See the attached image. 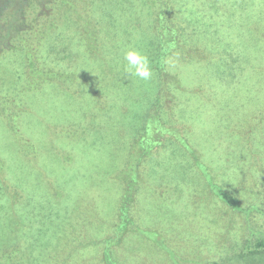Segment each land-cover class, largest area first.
Instances as JSON below:
<instances>
[{
    "label": "rangeland",
    "instance_id": "374dc122",
    "mask_svg": "<svg viewBox=\"0 0 264 264\" xmlns=\"http://www.w3.org/2000/svg\"><path fill=\"white\" fill-rule=\"evenodd\" d=\"M153 1L0 0V97L22 101L0 118V171L19 220L24 205L60 212L43 227L57 239L41 264H264V248L249 250L264 243V21L242 9L249 0H193L188 29L176 0L189 58L170 68L159 120ZM227 40L234 49L216 59ZM128 50L148 57L152 79L126 72ZM30 59L65 71L63 85L20 91ZM159 125L160 146L143 156Z\"/></svg>",
    "mask_w": 264,
    "mask_h": 264
},
{
    "label": "trees",
    "instance_id": "16d2710c",
    "mask_svg": "<svg viewBox=\"0 0 264 264\" xmlns=\"http://www.w3.org/2000/svg\"><path fill=\"white\" fill-rule=\"evenodd\" d=\"M182 1L188 6L184 15H182V18H184V21L187 24L189 21L192 22L193 15H191L192 12L190 11V5L193 2V0H182ZM153 2H155V5L154 4L153 5L157 11L156 27L158 29V34L160 36V49H159L158 61H157V70L160 77V90L157 96V103H156L157 110L155 111L154 114H152L151 117L156 115L160 120L161 119L160 109L162 108L163 103L166 102V99H168L169 101L171 97L170 96L171 93L167 96V98L164 97L165 95H163L164 92L162 87L170 86L171 88L172 85H174V81L172 79H171L172 84L167 85L166 83H164L166 79L171 78L173 76L170 71V68L172 67L169 66L167 63H165V61L168 58H172L173 61H175L174 65L177 66L180 62L189 58V54L187 50L182 48L183 46L182 39L184 35L187 37L189 36L186 34V32L183 33V31L179 28V24L181 25V23L178 21L175 12L178 15L179 13L182 12V10L179 8L176 0H154ZM216 2L217 3L213 4L214 11H215V6L220 7V9H223L222 3H220L219 1ZM226 5L227 7L231 6L229 3L227 4V2ZM242 9L246 11L245 13L248 16L253 18L257 17V19H259L260 22L264 21V14L262 13V11L264 10V1L262 2V0H249V2L246 3L245 7ZM220 11L221 10L218 11L219 16H220ZM219 16L217 18H219ZM217 18L215 19V21L217 20ZM225 25L228 26L226 23H221V22H217L215 24V28L213 29V32L216 34L218 38H222L221 28H223V26ZM254 25L257 26L260 24L258 22H255ZM190 28H197L196 24L193 23L188 29ZM185 31H187L186 28ZM216 47L217 50H219V52L215 54L216 59H222L228 57V52H230L229 48H232L233 46L232 43L229 40H227V44L224 45L223 48L221 47V44H217ZM195 52L196 54L201 56L202 52L206 53V49L205 47H203V45L199 44L195 47ZM239 52H240V48L238 50V53H230L231 58L230 57L229 58L232 59L233 61H238V59L240 58ZM27 62L29 66V71L25 76L26 78L23 79L21 87L18 88L20 91L27 89L32 90L31 87L32 82L30 80L33 81L35 79H37L36 85L37 83L40 84V82L44 83V82H54V81L59 85H63L65 80L64 77L65 71L60 69L57 70L56 68L51 67L50 61H39L40 64L37 65L35 64V61H32L31 59L30 61ZM4 90H6V86L4 87ZM160 94L163 95V98H161ZM9 104L18 108V106L22 105V101L20 99H17V96L15 97V99H13L12 96L7 97L6 95L1 94L0 118H3L8 121L12 115L5 111L8 108ZM14 116H16V119H18L16 121L18 123L20 114L15 113ZM155 130H156L155 133L156 135L154 134L153 137L147 135V143L145 140L142 143V145L145 147V149L143 148L142 150L143 156L150 149L160 146V125ZM15 134L16 132L14 131L13 126L11 125L9 129V135L11 139H14L12 137L13 135L15 137ZM1 157L2 155H0V159ZM2 174L3 172L0 171V179L3 183V184L0 183V186L3 189L0 191V264H41V262L43 261L41 255L45 254L44 250L48 249L52 244H54V242L57 239V237H55L54 234L50 236L48 239L44 238L48 236L50 229L46 231L45 229H43V227L47 226L48 228H50V224H52V226L54 227L55 226L54 218L58 219L60 212L58 211L59 213L56 214L53 218L52 214L49 213V209L46 210L45 208L43 211H41L40 214L39 212H35L33 210H27L24 205L22 209L19 210L21 211V218H22L21 220H19L20 219V216L18 215L19 200L15 192L12 190L10 183H8L7 178L5 177V175ZM136 185H137V180L135 183L131 182L130 180L128 183L125 182L124 196L121 200V207H120L121 210L120 214H122L121 216L122 221L124 218V213L125 216L128 215L130 205L133 202L132 197L136 191L135 190ZM110 245H112L111 240H107V247L105 248L104 253L105 252L108 253L107 250ZM256 248L249 250L250 252H255L256 250H260L264 248V243L258 244Z\"/></svg>",
    "mask_w": 264,
    "mask_h": 264
},
{
    "label": "clouds",
    "instance_id": "9594fccd",
    "mask_svg": "<svg viewBox=\"0 0 264 264\" xmlns=\"http://www.w3.org/2000/svg\"><path fill=\"white\" fill-rule=\"evenodd\" d=\"M124 60L127 62L126 72L132 77L148 81L153 77V71L147 56L136 50H128L124 54ZM165 63L174 66L172 58H168Z\"/></svg>",
    "mask_w": 264,
    "mask_h": 264
}]
</instances>
